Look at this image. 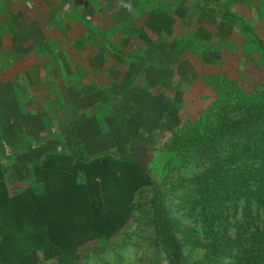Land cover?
I'll return each instance as SVG.
<instances>
[{
	"label": "rangeland",
	"instance_id": "374dc122",
	"mask_svg": "<svg viewBox=\"0 0 264 264\" xmlns=\"http://www.w3.org/2000/svg\"><path fill=\"white\" fill-rule=\"evenodd\" d=\"M25 6L0 53V264H169L167 234L227 264L199 244L264 232V115L204 136L264 101V0H54L26 30ZM251 243L233 264H264Z\"/></svg>",
	"mask_w": 264,
	"mask_h": 264
},
{
	"label": "trees",
	"instance_id": "16d2710c",
	"mask_svg": "<svg viewBox=\"0 0 264 264\" xmlns=\"http://www.w3.org/2000/svg\"><path fill=\"white\" fill-rule=\"evenodd\" d=\"M263 103L255 104L253 105L249 111L247 118L242 119L241 121H237L235 123H229L225 127H218L217 131H211V132H205L204 136L208 137V133H211L212 136L218 135L220 139H224L227 142H238V139L241 138L244 133L251 132L252 127L256 124L258 120L261 121L263 117L260 118V115H264L263 113ZM212 143L208 138H206L199 146L201 148H195L194 150L201 149L202 156H206L207 151L210 149V146ZM190 147H183L182 149L173 148V155L177 156L179 160H181L185 154L187 153V150H189ZM194 148V147H192ZM233 150H229L228 153H231ZM184 161H187L186 159H183ZM171 159H167V163L170 162ZM168 165V164H167ZM258 190L254 192H249L248 197L253 200L254 204H257L260 208L264 210V181H260L258 183ZM239 191V189H235ZM234 191V190H233ZM237 193V192H236ZM202 199V198H201ZM241 225V224H240ZM243 230H246L244 228ZM245 232V231H244ZM264 237V232L261 230H253L249 231L246 230V234L243 235L242 233L238 234V237H230L225 232L218 233L212 241L207 243L199 244L204 249V256L207 260H214L218 256H225L227 264H233L235 261V254H232L231 251L229 252L228 247H232V245L235 244H241L244 247L247 246L243 252H248L250 250L254 249L255 243L251 242H259L260 239ZM185 243H191V246H195V242L193 240H189L188 238H185ZM230 243V244H228ZM251 243V244H250ZM164 246L165 248L170 250V256H169V264H188L187 263V256L182 255V252L179 249V246L176 245L175 239L170 235L167 234V238L164 240ZM240 246V245H239ZM236 248V246L233 247V250ZM59 264H75V262L69 258L66 255H63L62 252H59Z\"/></svg>",
	"mask_w": 264,
	"mask_h": 264
},
{
	"label": "crops",
	"instance_id": "0c3cea01",
	"mask_svg": "<svg viewBox=\"0 0 264 264\" xmlns=\"http://www.w3.org/2000/svg\"><path fill=\"white\" fill-rule=\"evenodd\" d=\"M25 3L24 13L27 14L26 29L35 27L38 23L37 15L48 14V9L43 7L44 4H53L54 0H21ZM38 1L40 3H38ZM13 0H0V53L10 55L13 49V43L18 44L17 39H26V34L18 35L16 33V23L13 21L15 10L12 7ZM42 25V22H41ZM24 32V30H23ZM1 61V60H0ZM5 62V59L2 60Z\"/></svg>",
	"mask_w": 264,
	"mask_h": 264
}]
</instances>
